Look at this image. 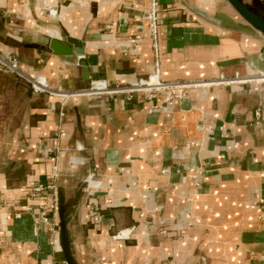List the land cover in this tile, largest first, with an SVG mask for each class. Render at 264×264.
Wrapping results in <instances>:
<instances>
[{
  "label": "crops",
  "instance_id": "crops-1",
  "mask_svg": "<svg viewBox=\"0 0 264 264\" xmlns=\"http://www.w3.org/2000/svg\"><path fill=\"white\" fill-rule=\"evenodd\" d=\"M152 1L0 0V53L56 91L0 68V264H67L59 211L32 196L55 164L75 264H264V83L129 91L158 66L264 72V38L225 0H157L155 46ZM67 36L113 93H85L79 58L49 47Z\"/></svg>",
  "mask_w": 264,
  "mask_h": 264
},
{
  "label": "built area",
  "instance_id": "built-area-1",
  "mask_svg": "<svg viewBox=\"0 0 264 264\" xmlns=\"http://www.w3.org/2000/svg\"><path fill=\"white\" fill-rule=\"evenodd\" d=\"M158 1L153 0L151 4V11L149 13L150 25L149 29L152 34V38L154 40V45L156 46L157 35H158ZM0 68L2 71L13 74L17 77L25 80L33 89L35 93H49L56 94L47 79L42 76L34 77L30 76L24 72L22 68H20L18 61L9 60L4 57L0 53ZM209 85L212 84H254L256 85V90H258V86L264 83V72H258L257 74L249 75V76H240L239 74L235 75L231 78H226L221 76L219 79L215 81L208 82ZM206 85V82L203 83H192V82H166L161 78L160 68L157 67L154 74L149 75L146 78L140 79L133 83L129 88V91L132 92H144L148 93L151 97H155L159 94H165V102L168 105L173 104V102L177 99H182L186 97L188 89H190L194 85ZM85 93L88 94H111L113 90L107 84L106 81H94L91 86ZM257 115H260V111H257ZM59 167L58 164H55L53 167V172L48 177L47 185H38L32 188V196L35 198H45L50 196L52 199V204L50 209H52L55 213L59 211V196H58V180ZM46 222L49 221L48 217H44ZM98 220L101 221L102 217H98Z\"/></svg>",
  "mask_w": 264,
  "mask_h": 264
},
{
  "label": "water",
  "instance_id": "water-1",
  "mask_svg": "<svg viewBox=\"0 0 264 264\" xmlns=\"http://www.w3.org/2000/svg\"><path fill=\"white\" fill-rule=\"evenodd\" d=\"M229 6L248 23L262 38H264V0H227ZM49 47L55 55L60 56H77L79 65L83 70L84 87L88 88L92 81L90 79L89 69L86 61L83 59L86 55V43L78 38L67 36L65 41L51 39ZM67 208L65 199L60 195V238L61 247L65 255L67 264H75L72 253L71 243L68 234V226L65 219Z\"/></svg>",
  "mask_w": 264,
  "mask_h": 264
},
{
  "label": "rangeland",
  "instance_id": "rangeland-1",
  "mask_svg": "<svg viewBox=\"0 0 264 264\" xmlns=\"http://www.w3.org/2000/svg\"><path fill=\"white\" fill-rule=\"evenodd\" d=\"M161 1V0H160ZM226 2H227V0H225ZM4 73H6V72H4ZM9 74V73H8ZM10 75H13V74H10ZM13 76H15V75H13Z\"/></svg>",
  "mask_w": 264,
  "mask_h": 264
},
{
  "label": "bare ground",
  "instance_id": "bare-ground-1",
  "mask_svg": "<svg viewBox=\"0 0 264 264\" xmlns=\"http://www.w3.org/2000/svg\"><path fill=\"white\" fill-rule=\"evenodd\" d=\"M207 83V82H206ZM206 85H209V83H207Z\"/></svg>",
  "mask_w": 264,
  "mask_h": 264
}]
</instances>
